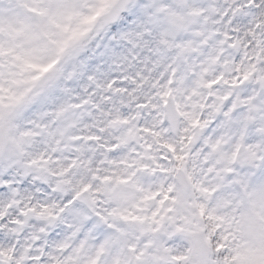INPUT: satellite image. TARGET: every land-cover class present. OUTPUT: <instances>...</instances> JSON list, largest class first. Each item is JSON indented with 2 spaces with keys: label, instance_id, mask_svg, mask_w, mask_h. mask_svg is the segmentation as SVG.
Returning <instances> with one entry per match:
<instances>
[{
  "label": "snow or ice",
  "instance_id": "snow-or-ice-1",
  "mask_svg": "<svg viewBox=\"0 0 264 264\" xmlns=\"http://www.w3.org/2000/svg\"><path fill=\"white\" fill-rule=\"evenodd\" d=\"M0 264H264V0H0Z\"/></svg>",
  "mask_w": 264,
  "mask_h": 264
}]
</instances>
